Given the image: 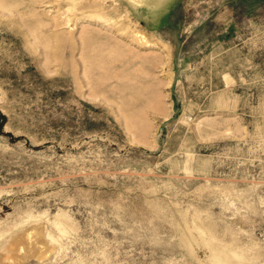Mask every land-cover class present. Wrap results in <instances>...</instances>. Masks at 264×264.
Instances as JSON below:
<instances>
[{"label": "rangeland", "instance_id": "374dc122", "mask_svg": "<svg viewBox=\"0 0 264 264\" xmlns=\"http://www.w3.org/2000/svg\"><path fill=\"white\" fill-rule=\"evenodd\" d=\"M0 264H264V0H0Z\"/></svg>", "mask_w": 264, "mask_h": 264}]
</instances>
